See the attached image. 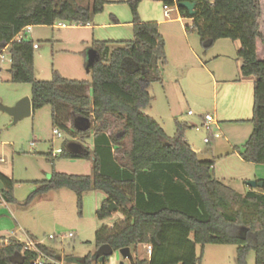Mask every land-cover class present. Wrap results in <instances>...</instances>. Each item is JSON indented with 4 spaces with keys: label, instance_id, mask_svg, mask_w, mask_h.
<instances>
[{
    "label": "trees",
    "instance_id": "16d2710c",
    "mask_svg": "<svg viewBox=\"0 0 264 264\" xmlns=\"http://www.w3.org/2000/svg\"><path fill=\"white\" fill-rule=\"evenodd\" d=\"M145 0H131L134 39L124 42L93 41L91 50L100 56L90 70L91 82L64 78L53 71L51 81L35 76L34 42L16 41L27 27L56 23L87 26L103 12L106 2L93 0L82 6L69 0H0V45L11 57V82L30 84L33 113L50 106L55 127L73 137L66 140L61 154L67 160H92L93 174L68 175L54 171L37 183L28 204L52 191L68 189L83 207L84 195L91 191L107 199L97 211L100 220L113 218L111 204L118 207L122 220L111 227L103 225L96 234L97 248L104 245L114 252L129 248L130 264H199L197 247L233 245L237 264H247L250 251L255 264H264V191L240 194L213 174L214 162L203 160L186 140L191 128L176 121L170 138L154 118L145 113L152 102L150 88L163 84L167 65L166 41L158 23H143L139 6ZM165 6L195 2L193 27L203 44L220 40L240 43L238 60L244 78L253 77V132L240 153L248 164L264 165V0H154ZM183 18L189 12L179 9ZM92 95H88V90ZM70 122V129L65 123ZM122 128L113 132V124ZM80 123L84 125H79ZM78 142H75L74 140ZM90 139L88 148L80 141ZM131 139V148L126 141ZM81 151H74V147ZM124 153L120 158L116 154ZM52 157V164L59 157ZM4 189L0 206L14 205L18 182L0 172ZM152 247L148 258L141 250ZM15 238L0 244V264H36L38 254L25 250ZM52 258L53 249L39 246ZM89 262V260H85ZM110 264V258L103 263Z\"/></svg>",
    "mask_w": 264,
    "mask_h": 264
},
{
    "label": "rangeland",
    "instance_id": "374dc122",
    "mask_svg": "<svg viewBox=\"0 0 264 264\" xmlns=\"http://www.w3.org/2000/svg\"><path fill=\"white\" fill-rule=\"evenodd\" d=\"M69 1L82 6L93 3V0ZM106 1L103 12L93 17L91 26L112 24L111 15H114L120 25L115 30H100L104 37L102 41L133 40L131 0ZM146 4L149 3L142 2L139 6L140 17V8H146ZM169 9V18L164 16L163 5L157 13H152V17L163 21L152 20L159 23L160 33L165 38L167 65L164 83L153 84L149 90L154 99L145 113L160 123L170 138L176 133V121L188 124L191 128L186 133V140L200 151L201 159L214 162V176L238 193L245 194L249 190L248 182L257 181L256 177H264V165L245 163L239 156L253 132V124L220 121L221 138L209 145L204 143L206 131L201 129L198 132L192 126H200L204 114L215 118L214 109L217 103L221 105V95L218 92L217 98L212 77L216 75L219 79H227L228 75L232 77L237 72L239 62L233 41L220 40L207 48L196 31H186L187 27H193L192 19L183 18L180 23L176 20L180 16L177 5L169 6ZM67 25V29H60L57 23L53 27H32L27 38L39 46L35 50L34 61L38 80L51 81L55 70L64 78L91 82L92 75L87 72L83 53L87 55L89 46L84 41L92 32L87 27ZM218 54L222 57L215 58ZM3 55L6 61L0 60V172L18 182L14 190L17 203L9 205V210L14 212L11 213V220L17 222L15 224L14 221L17 237L25 243L37 240L49 246L55 251L57 259L60 258L59 264H81L82 260L87 259L89 262L85 264H96V234L103 225L113 222L112 218L100 220L97 217V211L106 198L104 193H86L81 210L76 194L68 189L52 191L28 204L29 197L39 187L37 183L48 179L54 171L68 175H92L93 161L67 160L56 155L58 149H63L64 142L73 137L66 130L53 125L50 106L13 125V118L1 107H14L26 97L31 99L32 87L30 84L11 82L9 49ZM200 81L202 86L199 87ZM190 111L193 116L189 115ZM122 125L115 122L112 131L121 130ZM65 127L70 129L71 123H65ZM55 129L61 131L62 138L54 134ZM74 141L78 142L76 139ZM80 144L88 148L90 139L80 141ZM53 153L59 157L55 164H52V157L49 156ZM5 208L0 206V209ZM118 216L122 214L118 213ZM122 219H114V222ZM70 234L73 237H69ZM51 236L55 239H50ZM197 254L202 257L199 264H237V247L233 245L198 246ZM142 256L148 258L145 249L140 252ZM122 261L124 264L131 263L130 260H123L119 253L110 258V264H120ZM247 264H255L253 250L248 255Z\"/></svg>",
    "mask_w": 264,
    "mask_h": 264
},
{
    "label": "crops",
    "instance_id": "0c3cea01",
    "mask_svg": "<svg viewBox=\"0 0 264 264\" xmlns=\"http://www.w3.org/2000/svg\"><path fill=\"white\" fill-rule=\"evenodd\" d=\"M104 1L106 3L108 2L106 0H104ZM143 2L149 3V4H146V8H143V6L140 8V14H141L140 19L143 23H158V22L162 23L163 21H160L158 18L152 17V13H157V11L160 10L161 5H163L164 16L166 18L170 17V14H171L170 9H169V16L167 17L165 15V9H164L165 5L162 2L154 1V0H145ZM147 11L149 12L148 15H147ZM150 12H151V14H150ZM179 14H180V12H179ZM147 16H151V17H147ZM111 18L113 21L112 24L109 23L107 25H103V26L98 25V26L94 27V26H91V23H92L91 22L87 26H83V27H87L88 30H90L92 32L89 34V36L84 41L86 44H88L89 50H91V45H92L93 41H102L103 40L104 37L102 36L100 30H102L103 28L115 30L116 26L120 25V21L117 17H115L114 15H111ZM152 20H157L158 22H155ZM176 20L180 23L182 22L183 17L181 16V14ZM130 25H132V27H133V19L130 22ZM159 27H160V25H159ZM159 30H160V28H159ZM108 42H114V41L109 40ZM35 45H37V44H35ZM233 46L235 48L234 50L238 54V51L240 49V43L239 42H233ZM89 50H88V52H89ZM88 52H87V55H88ZM83 55L85 57L84 64H85V67L87 69L88 57H87L86 53H83ZM221 57H222V55H219V54L215 56V58H221ZM238 62H239V65L237 66V72L234 75H232V77H229V75L227 76V79H219L216 77V75H214L212 77V84H213L215 90L217 91V98H218V92H219V95H221V105L219 106V104L217 103L215 106V109H214L215 110V118L214 119L216 122V126H214V129H217L218 131L220 128V126H219L220 121L227 122V123H247V122L251 123V120L253 118L255 79L253 77L244 78L242 76V73H241V62L239 60H238ZM71 80H75V79H71ZM79 81H87V80H79ZM88 82H90V81H88ZM191 85L193 86V83H191ZM198 86L199 87L202 86L201 81H200V83H198ZM88 95L89 96L92 95L91 89L88 90ZM204 115H207V114H204ZM204 115H202V116H204ZM202 116H201V119H202ZM192 126H197V125L193 124ZM214 141H216V140H214ZM91 143H92V141H90V144ZM191 147L198 155L200 154V151L198 149H196L193 146H191ZM130 148H131V139H128L126 141L125 151H129ZM116 156H119L120 158L125 157L124 153L116 154ZM239 156H240V154H239ZM240 158H241V156H240ZM213 169H215V166L213 167ZM4 176H6V175H4ZM6 177L9 179H12L9 176H6ZM256 178H258V179H255L257 181H264V177H256ZM249 191H250V188L246 193H248ZM106 199H107V197L105 198V200ZM1 206L6 207V208L0 209V239H1L0 244L2 242H7L11 238H15L24 244L25 242L17 237V233L14 229V221L15 220L14 221L11 220V216H12L11 213H14V212H12V210H9V205L6 203H4ZM117 218L122 219L123 216H118V213H116V215L113 216V218H112L113 222L107 226L111 227L115 223L114 219H117ZM15 224H17L16 221H15ZM31 241L36 242L37 240H29L28 242H31ZM28 242H26V243H28ZM45 246H47V245H45ZM47 247H49V246H47Z\"/></svg>",
    "mask_w": 264,
    "mask_h": 264
},
{
    "label": "water",
    "instance_id": "95a60500",
    "mask_svg": "<svg viewBox=\"0 0 264 264\" xmlns=\"http://www.w3.org/2000/svg\"><path fill=\"white\" fill-rule=\"evenodd\" d=\"M196 3L195 2H182L177 4L178 9L183 8L189 12L190 19H193L196 15ZM212 42H208L206 47H211ZM6 45H0V49H5ZM88 63H87V72L90 73L91 67L99 62L100 56L94 50H89L88 52ZM1 109L8 113L13 118V125H17L20 121L29 118L33 114V107L32 101L30 98H24L20 100L14 107H1ZM79 125H84L80 123ZM74 151L78 152L81 151L80 147H74ZM250 189H264V181H250L247 183ZM4 189V184L0 181V192ZM109 211L111 213H117L118 207L115 204H111L109 207ZM115 254L114 250L109 245H104L100 247L96 253V258L99 260L100 263H103L106 258H112ZM120 256L123 260H130L132 261L133 255L129 248L123 249L119 251ZM60 260V258H59ZM16 264H22V257L16 256L14 259ZM81 264H85V260L81 261ZM120 264H124L122 261Z\"/></svg>",
    "mask_w": 264,
    "mask_h": 264
},
{
    "label": "built area",
    "instance_id": "2783aa9c",
    "mask_svg": "<svg viewBox=\"0 0 264 264\" xmlns=\"http://www.w3.org/2000/svg\"><path fill=\"white\" fill-rule=\"evenodd\" d=\"M165 9V15L168 17L169 16V7L168 6H165L164 7ZM59 28L60 29H67L68 28V25L67 23H61V22H58L57 23ZM75 26H78V27H83L84 25L82 24H74ZM32 32V27L29 26L27 28H25L16 38V41L18 43H21L23 41H26V40H29L27 37L29 34H31ZM39 46L38 45H34V49H38ZM7 48L5 49H0V60L2 62L6 61V58L5 56L3 55L4 54V51L6 50ZM10 62H11V57H10ZM189 115L190 116H193L194 114L190 111L189 112ZM214 126H216V122H215V119L214 117H212L210 114H207V115H204L202 116V124L200 126H194V128L199 132L201 131V129H204L206 131V137L204 139V143L206 145H209L211 144L214 140H218L221 138V135L219 133V131L217 129H214ZM54 134L58 137V138H62L63 137V134L61 133V131L59 129H55L54 130ZM63 152V149H58L56 151V155H61ZM53 156H54V153H53ZM57 156H54V157H57ZM69 237H73V234H70ZM50 239H55L54 236H51ZM25 244V243H24ZM26 248L25 250H30V251H33L35 253L38 254V258L36 260V264H59V261L57 258H52L50 256H47L46 254H44L40 249H39V246H44L43 243L39 242V241H31V242H28L25 244ZM145 250H146V253L149 256H151L152 254V247L151 246H147L145 247ZM116 253H119L116 252Z\"/></svg>",
    "mask_w": 264,
    "mask_h": 264
}]
</instances>
